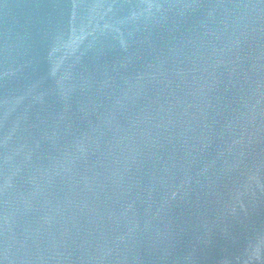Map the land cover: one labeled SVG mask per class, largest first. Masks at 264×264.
Instances as JSON below:
<instances>
[{
    "label": "water",
    "instance_id": "obj_1",
    "mask_svg": "<svg viewBox=\"0 0 264 264\" xmlns=\"http://www.w3.org/2000/svg\"><path fill=\"white\" fill-rule=\"evenodd\" d=\"M0 264H264V0H0Z\"/></svg>",
    "mask_w": 264,
    "mask_h": 264
}]
</instances>
